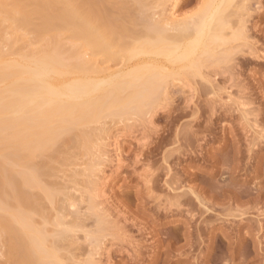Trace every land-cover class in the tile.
<instances>
[{
    "label": "rangeland",
    "instance_id": "374dc122",
    "mask_svg": "<svg viewBox=\"0 0 264 264\" xmlns=\"http://www.w3.org/2000/svg\"><path fill=\"white\" fill-rule=\"evenodd\" d=\"M9 1L6 2L13 4L18 1L30 11L33 9L28 4L32 0H25L28 2L25 4L22 0ZM138 1L113 0L104 3V0H96L97 7L102 9L99 11L105 13L100 28H108L109 35L122 43L124 50L125 47L130 50L133 43L146 41V26L154 27L161 12L165 9L169 11L175 4V0H140L144 6L139 8ZM207 1L177 0V23L182 27L184 22L189 25ZM234 2L233 8H229V15L233 14L232 9L238 11L243 4V10L249 11H244L248 13V16L244 14L246 18L244 15L239 16L241 18L237 16L238 19L232 16L236 21L234 28L244 27L238 22L246 19L243 21L249 29L245 28V31L248 30L246 41H236L235 45L231 44L234 47L229 45L239 48L240 52L243 49L242 53L237 52L231 56L233 59L224 60L219 50L222 52L225 45L219 46L214 50L218 59H210V62L205 61L209 60L208 54H205L208 57L197 54L201 60H194L198 63L196 69L190 62L174 64L161 56H142L132 61L117 56L110 62L114 74L123 73L125 76L133 66L146 65L152 60L149 64L155 62L159 70L167 75L158 83L160 88L157 89L156 102L153 100L154 104L149 108L143 107L142 114L132 111L126 116L105 117L88 125L86 128H90L89 131L82 128L87 135L95 138L92 145L95 147L90 152L80 144L83 140L80 139L83 138L80 128L63 136L53 150L31 161L26 160L30 161L27 171L41 172L39 179L42 185L56 195L57 202L52 205L48 196L38 189L23 188V193L31 196L36 209L25 207V211H29L30 215L32 213L38 229L45 228L46 235L50 237L47 238L48 245H54L63 264H225L226 261V264H264V142L260 141H264V0ZM31 4L33 6L34 3ZM102 6L106 8L105 12ZM105 18L109 19L106 21ZM144 20L149 22L146 21L145 26L142 23ZM33 21L37 28L41 26L39 19ZM119 24L127 26L128 31H121ZM1 26L0 32L4 30V37L10 40V26L6 29ZM32 27L30 29L34 31ZM32 30L31 33L26 31L30 36L22 35V38L28 37V43H34L29 47L26 41L21 42L22 38L18 37L19 42L13 35L18 42L12 38V43L23 49L21 52L15 46L13 49L21 52L18 54L41 48L42 43L38 44ZM21 32L18 36L24 33ZM3 35L5 33L2 32L0 38L5 42H0V45L4 51L12 49L9 47L12 43L7 45ZM66 39L62 49L68 53L72 47L70 40ZM180 42H184L183 38ZM100 59L105 57L100 56ZM113 135L120 142L117 147L121 148L117 151L115 145L109 146L115 140L110 138ZM1 149L3 154L5 149L3 152ZM94 165L95 177L90 174ZM47 170L48 174H42ZM0 176L3 177H0V186L4 185L0 190L3 192L6 191L7 180L3 174ZM103 176L110 178L105 188L108 203L104 205L102 202L103 205L96 208L98 212L96 209L93 212L89 196L92 182ZM2 192L1 197L7 198V193ZM69 197H74L75 205L66 207V211L64 208L72 199ZM11 200V204H15L12 209H15L17 201L12 193L9 202ZM54 207H58L61 214H68L64 219L68 221L62 227L64 230L54 222L55 215L59 213ZM59 214L56 216H62ZM76 217L80 220L77 221ZM69 228L72 231L64 232ZM60 229L67 234L66 241H60L61 235L57 233ZM11 239L0 229V264H21L9 252Z\"/></svg>",
    "mask_w": 264,
    "mask_h": 264
},
{
    "label": "bare ground",
    "instance_id": "6f19581e",
    "mask_svg": "<svg viewBox=\"0 0 264 264\" xmlns=\"http://www.w3.org/2000/svg\"><path fill=\"white\" fill-rule=\"evenodd\" d=\"M6 1L9 0H0V16L8 25L3 23V20H1L0 17V23L2 24V26L0 25L1 28H3V26L4 28L6 26H10L9 30L12 33L9 32V30L8 33L12 34L13 41L16 42V38H22V35L25 34V36L29 35L32 30L30 28L33 25L32 28H35L34 31L32 30L34 32H32L34 38L37 39L39 45L41 43L42 44L41 48L38 50L34 49L28 53L18 54L21 48L16 46L17 43H14L15 45L12 43L11 37L10 40H8L9 37L8 39L5 38L4 36H6V32L1 30L5 33V35H3V40H7V45L12 43V46H9L12 47V49L4 51L0 45V147H2V152L4 151L3 148L5 149L3 154L0 152V174H3L6 177L5 181L7 180V184L5 183V186L7 185L6 191H3L5 195L7 193V198H2L0 195V229H2V231L4 230V232L12 238L11 240L13 242L9 248V252L11 255L13 254V256H15L21 264H63L60 261V255H58L54 245L52 244V247L49 246L50 243L48 239L50 237L46 235L44 231L45 228L38 229V226H35L36 223L34 224L35 220L33 221L34 218L31 216L32 213L30 212V215L28 213L29 211H25L27 210L25 207H29L34 210L36 209L34 208V202L31 200V196L28 194L25 195L26 192L23 193V188L38 189L48 196V198L52 201V205H54L53 202L55 205L57 202V199H55L57 198L56 195H54L50 189L49 191L48 188L46 189V187L42 185L39 179L41 172L39 170L27 171V164L35 157L53 150L52 148L57 144V142L63 136H67V134H69L72 130H80V128L84 129L88 125L97 121L99 122L100 119L102 120L105 117H108L109 119L112 117L126 116L132 111H135L134 113L137 112L142 114L141 110L143 107L149 108L154 104V101L156 102L155 98H157L159 94L157 89L160 88L158 83L159 81H162L163 77L166 78L167 75L165 76L164 73L161 72L162 70H159V66H157L154 61V64H149L152 62L151 59V61L146 65L133 66L134 68L130 72L128 71L129 73L126 72L127 75L125 76L122 75L123 73L120 75L118 73V75L114 74L110 62L117 56H121L129 61L142 56H161L166 58V60L170 63H186L187 61L194 66L192 68H197L196 64L198 63L194 61L199 58L197 54H200V56L208 54L209 60L208 58L204 60L210 62V59L211 61L213 58L218 59L214 50H217L219 46L221 47L225 45V47H229V45L232 46L231 44L235 45L234 42L236 41H238V43L240 40L246 41L248 38L246 34H248L247 32L249 30L245 25L246 23H244L246 19L239 20L238 24L240 23L239 25L241 26V23H243L244 27L242 25L241 29H236L234 28L236 27L234 26L236 21L233 17L235 16L237 18V16L239 17L244 14L248 16V13H244L247 9L243 10V2V5L238 7V11L237 9L236 11L232 9L233 14L229 15L228 11L231 10L229 8H233L232 5L235 3V0H208L206 2V6L203 7L204 9L200 11L198 16L194 17V19L191 16L193 20H190V23L188 22L189 25L184 22V26L182 27V25L179 22L177 23L176 20V8L178 2L175 0V4L172 2L174 5L170 10L168 9L169 11L165 9L167 12L165 10H163V13L161 12L158 21H155L154 23L155 26L153 25L154 27H152V25H150V28L146 26L148 30L146 34L148 35V39L145 38L146 41L142 40L144 41L143 43H141L142 41L139 39L141 42H135L138 45L130 43L133 47L130 48L131 52L128 53L127 51H130L127 50L129 47L125 45L128 48L126 49L124 46V50L123 44L116 42L117 40L109 35L110 32L108 31V28H105L106 30L103 29L104 27L100 28V23L104 20L105 13L102 14V11H99L102 9L97 7L96 0H32L31 3H34L33 6L31 3L22 0L24 1V4L28 3L31 8L33 7L31 11L30 8L27 9L25 5H21L22 3L19 4L18 1V4L14 2H12L13 4H10L11 1H9L10 3L8 4ZM19 1L21 2V0ZM109 1L113 0H106V2L104 0V3ZM98 6L100 5L98 4ZM142 6L144 5L142 1L139 0L137 2V7L141 8ZM102 7L103 9L105 8L104 6ZM259 10L262 11L263 9L260 8ZM105 11L106 8L103 12ZM129 12L131 13L132 11ZM35 16L40 20V22H42L41 26L38 28L36 25V27L34 26V23H32V21L36 19ZM109 18H105L106 21ZM144 18L149 20V18ZM130 21L132 22V20ZM146 21H141L143 26L147 24L148 21ZM145 22L146 24H144ZM121 24H119L118 28L121 31L127 32L128 27H124ZM137 24L139 25L140 23ZM185 24L187 26H185ZM245 28L248 30L246 29L245 31ZM21 30L24 33L21 32ZM26 31H30V33L28 34ZM2 32H0L1 38ZM20 32L23 34L18 36ZM13 35L16 38L13 37ZM25 36H23L22 39L18 38V41L20 42L21 40V42H23L22 40H24L26 41L25 43H28V37ZM141 37H143V35ZM1 38L0 42L4 43L5 41H2ZM66 38L70 40L72 47L68 53L62 49V43ZM182 38L184 40L183 43L180 42ZM29 41L32 40L29 39ZM25 43H23V45ZM29 43L27 44V47L34 44L32 42ZM15 46L19 48V51L13 49ZM27 47L25 44V48ZM225 47L224 50L222 49V52L219 50L221 53L218 51L224 60L231 59L232 55L234 56L237 52H240L239 48V50L232 48L234 46L227 49ZM11 50L16 51L12 52ZM242 50L240 53H242ZM22 51L23 49L21 52ZM100 56L105 57V59L101 60ZM208 56L205 55V57ZM200 58L197 62L201 60ZM204 60H202V62ZM83 129L81 130V136L83 138L80 137V139L83 140L80 144L83 148L90 152L91 149L95 147H92L93 140L95 138L93 139V135H87V132L85 133ZM86 130H88V128H86ZM110 138L115 140L111 144L108 143L109 146L113 144V146H116V151L119 150L121 147H117L120 144V142H118V138H114V135ZM260 138L262 137L260 136ZM102 139L104 140L105 138ZM260 141L264 142L262 140ZM256 147H258V145ZM8 150L10 151L9 154ZM4 153L7 154L4 155ZM26 160L30 161L26 162ZM67 161H69V159ZM48 171L49 170L42 174L46 175L48 174ZM90 174L94 177L96 176L95 165L91 167ZM109 179V176H103L99 177L96 182H92V191L89 196L93 212L97 210L96 208L101 207L103 203L104 205L106 202L108 203V199L105 200V198H107L105 188ZM2 189L4 190L3 187ZM0 192L2 191L0 190ZM10 193L14 195V199L17 201H14L17 204L15 209H12L15 207V204L12 205V200L9 202ZM69 198L72 199L69 201L67 199L65 200V205H67V201L69 203L68 206H65V208L63 207L64 209H66V207H74L75 205L73 203L75 200L74 197ZM67 210L68 209H66V211ZM59 213L57 212L56 215ZM261 213L263 212L261 211ZM76 214L79 213L76 212ZM56 215V218L54 219L55 224L59 227L61 226V228L64 227V224L68 222L64 220L66 219L65 216L68 214L66 213L65 215L64 213H60L59 216L62 215L60 217ZM78 218L77 221L80 220V218ZM82 222L83 221H81V223ZM71 227L73 229V226ZM63 230L60 229V232H57L61 235V239L59 238L60 241H66L67 234H64V232L69 233V231H72L70 228L66 229L64 232ZM232 248L233 247H230V249ZM250 250L253 251V249ZM252 253L254 254V252ZM220 262L222 263V260Z\"/></svg>",
    "mask_w": 264,
    "mask_h": 264
}]
</instances>
